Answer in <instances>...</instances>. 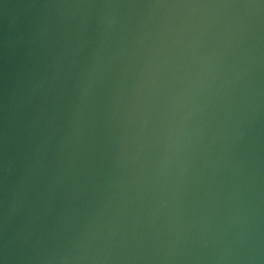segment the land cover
<instances>
[{
	"label": "water",
	"instance_id": "1",
	"mask_svg": "<svg viewBox=\"0 0 264 264\" xmlns=\"http://www.w3.org/2000/svg\"><path fill=\"white\" fill-rule=\"evenodd\" d=\"M0 264H264V0H0Z\"/></svg>",
	"mask_w": 264,
	"mask_h": 264
}]
</instances>
